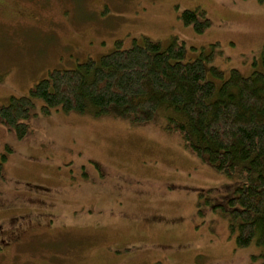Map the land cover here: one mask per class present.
<instances>
[{"label": "rangeland", "instance_id": "1", "mask_svg": "<svg viewBox=\"0 0 264 264\" xmlns=\"http://www.w3.org/2000/svg\"><path fill=\"white\" fill-rule=\"evenodd\" d=\"M196 8L211 20L201 33L181 19ZM144 36L183 44L187 58L214 51L226 77L250 75L263 68L264 3L0 0V104ZM34 102L24 139L0 123V264H264V248L239 247L225 216L242 181L188 151L167 116L45 114Z\"/></svg>", "mask_w": 264, "mask_h": 264}, {"label": "trees", "instance_id": "2", "mask_svg": "<svg viewBox=\"0 0 264 264\" xmlns=\"http://www.w3.org/2000/svg\"><path fill=\"white\" fill-rule=\"evenodd\" d=\"M181 19L199 33L211 24L202 8L185 10ZM213 59L214 51L187 58L183 44L163 46L144 36L130 48L119 46L74 68L51 70L29 94L0 104V123L24 139L35 99L43 102L45 114L59 108L83 113L93 106L97 114L117 111L148 123L161 113L168 117L167 131L188 151L242 181L228 198L225 216L239 247L264 248V62L250 75L233 68L226 77Z\"/></svg>", "mask_w": 264, "mask_h": 264}]
</instances>
